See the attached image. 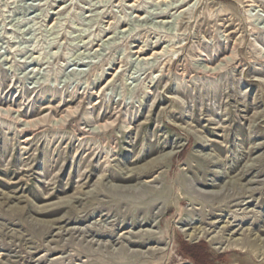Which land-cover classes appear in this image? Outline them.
Here are the masks:
<instances>
[{
    "label": "rangeland",
    "instance_id": "374dc122",
    "mask_svg": "<svg viewBox=\"0 0 264 264\" xmlns=\"http://www.w3.org/2000/svg\"><path fill=\"white\" fill-rule=\"evenodd\" d=\"M0 264H264V0H0Z\"/></svg>",
    "mask_w": 264,
    "mask_h": 264
},
{
    "label": "bare ground",
    "instance_id": "6f19581e",
    "mask_svg": "<svg viewBox=\"0 0 264 264\" xmlns=\"http://www.w3.org/2000/svg\"><path fill=\"white\" fill-rule=\"evenodd\" d=\"M209 68V70H215V69H217L218 68V66H215V67H211V66H208L207 67V69ZM5 109H7V108H5ZM8 110V109H7ZM7 113V112H6ZM22 121V120H21ZM28 123V122H27ZM27 126V125H26ZM95 128V127H94ZM99 128H100V125H99ZM98 129V128H97ZM173 152H169V153H167V154H165L164 156H166V157H168V156H170L171 154H172ZM163 157V156H162ZM136 174V173H135ZM134 177V171H128L127 173H125V176L124 177H122V179H124V180H127V179H131V178H133ZM138 177V176H137ZM156 178V177H155ZM155 181V179H153V180H148V181H146V182H142V181H139L138 182V184H141V182L142 183H148V182H154ZM122 187H124V186H122ZM212 211L210 210V213H211ZM133 223V222H132ZM147 233V232H146ZM145 233V234H146ZM112 234V233H111ZM110 237H111V235H110ZM112 238H114V237H112ZM134 242V241H133Z\"/></svg>",
    "mask_w": 264,
    "mask_h": 264
},
{
    "label": "trees",
    "instance_id": "16d2710c",
    "mask_svg": "<svg viewBox=\"0 0 264 264\" xmlns=\"http://www.w3.org/2000/svg\"><path fill=\"white\" fill-rule=\"evenodd\" d=\"M182 248L185 252H187V255L189 254V256L195 260H197L199 258V250L195 248L196 245H188V243L186 242H182ZM220 256V255H219ZM198 262V261H197ZM199 263V262H198Z\"/></svg>",
    "mask_w": 264,
    "mask_h": 264
}]
</instances>
